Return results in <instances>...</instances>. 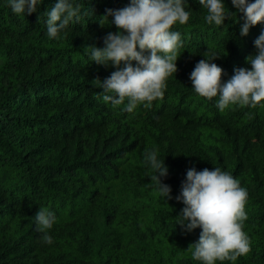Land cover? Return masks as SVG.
I'll list each match as a JSON object with an SVG mask.
<instances>
[{"label": "trees", "instance_id": "1", "mask_svg": "<svg viewBox=\"0 0 264 264\" xmlns=\"http://www.w3.org/2000/svg\"><path fill=\"white\" fill-rule=\"evenodd\" d=\"M129 2L82 0V20L49 38L43 15L20 16L0 0V264H202L187 248L199 226L175 225L184 206L175 196L192 166H219L248 191L243 230L251 250L217 264H264V102L221 111L189 78L213 52L222 80L250 67L245 56L264 24L241 36L242 20L210 25L198 0H188L189 21L173 26L184 40L178 71L162 98L127 112L97 94L95 79L115 66L91 61L87 47L103 46V36L117 30L101 17L106 8ZM53 3L44 0L39 11ZM153 148L168 165L167 201L143 161ZM40 207L57 217L51 244L36 228Z\"/></svg>", "mask_w": 264, "mask_h": 264}, {"label": "clouds", "instance_id": "2", "mask_svg": "<svg viewBox=\"0 0 264 264\" xmlns=\"http://www.w3.org/2000/svg\"><path fill=\"white\" fill-rule=\"evenodd\" d=\"M11 11L20 16L38 13L44 17L46 35L59 38L70 24L78 23L85 16L82 0H54L52 6L39 11L44 0H6ZM206 10L204 20L210 25H223L226 18L242 20L241 36L249 33L250 27L264 24V0H231L235 11L229 9L225 0H198ZM191 9L188 0H130L119 8H106L101 17L108 25L117 26L103 36V46L89 44L87 55L91 61L113 65L109 76L99 81L102 91L97 94L113 107L132 112L138 104L150 106L162 98L167 88V79L178 71L177 59L184 44L182 34L173 26L189 21ZM242 14L237 17V14ZM111 17V19H109ZM255 52L245 56L248 66L234 68L227 80H222L224 69L214 58L199 59L189 74L195 93L208 99L216 98L221 111L231 106H256L264 102V27L253 41ZM143 161L151 169V186L167 201L172 199L171 186L164 182L168 165L155 148L143 154ZM247 189L231 172L214 166L197 170L188 167L185 178L175 199L183 202L176 215L175 225L190 232L201 229L198 239L188 249L191 257L202 264H217V261H236L251 250L250 237L243 230L247 218L245 204ZM37 231L41 240L51 244L53 236L48 229L57 217L47 207L38 208L35 214Z\"/></svg>", "mask_w": 264, "mask_h": 264}]
</instances>
